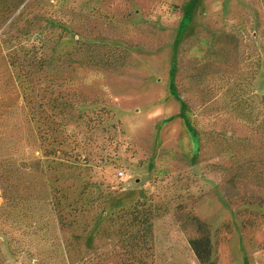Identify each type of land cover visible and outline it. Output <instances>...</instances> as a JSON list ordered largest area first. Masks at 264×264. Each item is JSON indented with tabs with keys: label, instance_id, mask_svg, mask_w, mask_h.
I'll return each instance as SVG.
<instances>
[{
	"label": "rangeland",
	"instance_id": "1",
	"mask_svg": "<svg viewBox=\"0 0 264 264\" xmlns=\"http://www.w3.org/2000/svg\"><path fill=\"white\" fill-rule=\"evenodd\" d=\"M11 21L0 25V261L125 264L121 238L103 230L140 201L153 212L147 264H200L193 218L209 231L208 264H264V205L227 200L216 167H234V152L203 150L200 134L241 128L208 115L220 92L250 81L264 96V0H26Z\"/></svg>",
	"mask_w": 264,
	"mask_h": 264
},
{
	"label": "trees",
	"instance_id": "2",
	"mask_svg": "<svg viewBox=\"0 0 264 264\" xmlns=\"http://www.w3.org/2000/svg\"><path fill=\"white\" fill-rule=\"evenodd\" d=\"M26 0H0V25L8 23L11 27V16L25 3ZM19 16V15H18ZM5 35L6 33H2ZM9 53L10 64L22 71V62L16 54V46L10 40H3ZM11 55V56H10ZM46 63V62H45ZM36 67H41L36 64ZM43 66L45 64H42ZM42 66V67H43ZM82 66L79 65V68ZM22 79H19V86L23 91L28 88L22 86ZM251 82L247 81L244 86H234L220 92L211 104H206L208 115L214 120H224L226 123L233 122L245 130V134L239 135L241 128L232 129L231 134L215 133L214 136L201 131L202 149L206 150L209 144L215 145L217 152H234L231 154V162L234 167L224 168L217 164L216 171L221 173V184L224 193L230 203L257 202L264 205V96H259L251 89ZM35 111V110H34ZM44 113V112H43ZM38 114V113H37ZM45 114V113H44ZM66 125V124H64ZM239 152H243L239 154ZM248 152L252 154L249 155ZM251 181L255 191L246 194L242 191L241 185ZM2 198L6 200L5 188L1 186ZM2 206L0 207V212ZM197 229V236L189 240L192 252L200 264H208L211 257V242L209 231L205 223L193 218ZM153 212L150 207L138 201L127 209H120L112 213L106 220L103 232L110 230V235H117L121 238V247L126 249L128 256L125 264H147L146 242L153 236ZM58 223L61 227L66 226L62 217ZM68 226V225H67ZM69 230H72L69 226ZM108 232V231H107ZM73 235V232H71ZM92 245V243H91ZM70 242L65 245L66 253L70 252ZM72 252V249H71ZM70 257V256H69ZM83 260L84 255L78 256ZM0 264H6L0 261Z\"/></svg>",
	"mask_w": 264,
	"mask_h": 264
},
{
	"label": "built area",
	"instance_id": "3",
	"mask_svg": "<svg viewBox=\"0 0 264 264\" xmlns=\"http://www.w3.org/2000/svg\"><path fill=\"white\" fill-rule=\"evenodd\" d=\"M118 175H119L120 177H123L124 173H123L122 171H120V172L118 173Z\"/></svg>",
	"mask_w": 264,
	"mask_h": 264
},
{
	"label": "crops",
	"instance_id": "4",
	"mask_svg": "<svg viewBox=\"0 0 264 264\" xmlns=\"http://www.w3.org/2000/svg\"><path fill=\"white\" fill-rule=\"evenodd\" d=\"M0 203H1V197H0Z\"/></svg>",
	"mask_w": 264,
	"mask_h": 264
}]
</instances>
